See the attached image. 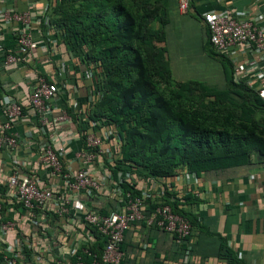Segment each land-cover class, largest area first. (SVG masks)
Masks as SVG:
<instances>
[{"label": "crops", "instance_id": "crops-1", "mask_svg": "<svg viewBox=\"0 0 264 264\" xmlns=\"http://www.w3.org/2000/svg\"><path fill=\"white\" fill-rule=\"evenodd\" d=\"M55 2L0 0V11L31 9L37 17L45 18ZM163 6L168 15L165 30L172 72L176 61L184 66V71H193L199 68V62H207L205 77L196 79L223 86L226 82L224 66L205 50L209 31L203 14L226 10L260 11L264 10V0H191L185 12L179 9L178 0H163ZM19 28L18 22H6L0 17V122L8 121L3 99L18 101L25 107L24 116L9 129L17 135V146H3L0 151L2 216L16 223L14 229L2 236L0 243L9 255L28 254L36 264H59L58 258L64 259L81 244L90 242L92 229L71 215L56 214L53 202L38 212L35 222L30 210L14 198L7 180L17 170L20 175L33 174L41 187L54 186L65 195L70 193L64 179L54 177L40 161V148L49 141L54 148H65V169L73 173L83 165L75 159V154L86 148L85 139L68 111L84 116L93 107L98 70L89 67L81 51L68 40L61 39L53 26L41 27L36 23L32 25V32L38 47L18 63L7 65L5 52L16 49ZM39 75L59 86L50 101L47 131L41 127L34 111L27 107L28 95ZM110 130L109 125L97 128L98 135L103 138L100 148L115 152L118 144L109 139ZM105 160L100 156L89 165L84 164L101 180L96 194H74L97 212L112 209L119 196L117 179ZM263 160L259 152H254L245 165L200 174L181 167L172 176L140 181L141 189L151 190L156 195L173 193L182 200L190 194L199 198V204L193 200L182 206L196 215L200 225L192 244V258L186 261L185 240H177L161 228L136 222L125 233L122 264H264ZM228 249L235 260L223 255ZM0 264H6L1 257Z\"/></svg>", "mask_w": 264, "mask_h": 264}, {"label": "trees", "instance_id": "trees-1", "mask_svg": "<svg viewBox=\"0 0 264 264\" xmlns=\"http://www.w3.org/2000/svg\"><path fill=\"white\" fill-rule=\"evenodd\" d=\"M46 17L48 23L43 20L42 25L53 26L98 70L93 107L84 116L68 112L84 139L110 126L108 137L118 148L106 162L125 199L127 193L142 195L140 181L172 176L181 167L200 174L248 164L254 152L264 157V100L255 87L234 79L232 60L214 49L209 32L205 50L223 64L225 84L174 78L163 0H56ZM193 200L200 202L190 194L182 200L173 193L150 197L145 213L168 203L189 219L197 234L198 218L182 206ZM104 243L98 235L90 249L101 254ZM82 253L78 249L73 259ZM28 261L33 262L31 257Z\"/></svg>", "mask_w": 264, "mask_h": 264}, {"label": "built area", "instance_id": "built-area-1", "mask_svg": "<svg viewBox=\"0 0 264 264\" xmlns=\"http://www.w3.org/2000/svg\"><path fill=\"white\" fill-rule=\"evenodd\" d=\"M191 0H178L179 9L183 12L190 7ZM0 17L6 22L16 21L20 24L17 31V47L5 54L4 62L7 65L15 64L25 58L26 54L38 47L37 40L33 37L32 25L43 26L48 23V18L37 17L31 9L24 11L1 10ZM203 20L209 31V40L214 49L226 54L233 62V76L237 82H243L255 87L264 100V10L251 11H208L203 14ZM59 91L56 82L49 80L44 75L36 78L34 88L28 95L27 104L36 114L41 127L48 124L50 101ZM3 108L8 116V121L0 122V151L3 146L15 148L18 144L16 133L9 129L13 123L19 121L25 112V107L18 101L3 99ZM47 131V129H46ZM86 148L76 152L75 159L83 163L74 173L65 169L63 157L65 148H54L52 143L45 142L40 148V161L56 178L64 179L69 194L57 191V187H41L37 177L33 174L20 175L14 170L8 177L7 184L13 190V196L24 207L30 210L32 218L37 222V214L43 208L54 203V212L58 215H71L90 227V242H85L72 250L68 257L58 258L59 264H118L125 257L121 248L125 233L136 222H146L148 226L157 225L167 233L174 235L177 240H185L184 248L186 261L192 258V244L196 231L188 218L175 212L168 203L157 205L150 215H146L147 198L161 197L151 190L142 189V195L131 196L128 199L117 188L118 202L106 213L89 209L75 193H86L90 196L96 194L101 187V180L84 164L95 161L104 156L112 161L114 152L110 149L100 148L103 138L95 132H89L85 138ZM105 160V162H106ZM121 176V172L119 173ZM128 178L130 174L127 173ZM151 179L155 177H150ZM140 188V187H139ZM141 189V188H140ZM15 221L2 216V203L0 201V239L7 232L15 228ZM105 239L102 253L93 252L91 244L97 236ZM78 249L82 254L73 256ZM0 243L1 260L6 264H35L28 260V254L9 255L3 251ZM87 255L89 258H85Z\"/></svg>", "mask_w": 264, "mask_h": 264}, {"label": "rangeland", "instance_id": "rangeland-1", "mask_svg": "<svg viewBox=\"0 0 264 264\" xmlns=\"http://www.w3.org/2000/svg\"><path fill=\"white\" fill-rule=\"evenodd\" d=\"M200 66L198 69H194L193 71H184V66L180 65L177 63H173V73H174V78L175 79H182V78H204L205 75L203 74L207 68L205 67V65L207 64V62H199ZM187 68V67H186ZM189 69V67L187 68ZM215 77V76H214ZM166 92L167 89L165 88V86H161Z\"/></svg>", "mask_w": 264, "mask_h": 264}]
</instances>
